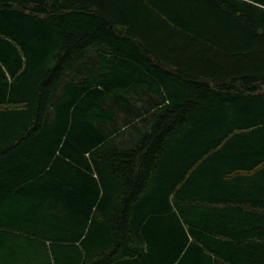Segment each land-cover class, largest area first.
Listing matches in <instances>:
<instances>
[{"label": "trees", "instance_id": "obj_1", "mask_svg": "<svg viewBox=\"0 0 264 264\" xmlns=\"http://www.w3.org/2000/svg\"><path fill=\"white\" fill-rule=\"evenodd\" d=\"M0 264H264V0H0Z\"/></svg>", "mask_w": 264, "mask_h": 264}]
</instances>
